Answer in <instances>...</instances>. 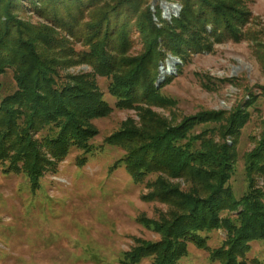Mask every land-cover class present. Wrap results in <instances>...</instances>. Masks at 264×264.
<instances>
[{
    "label": "trees",
    "instance_id": "1",
    "mask_svg": "<svg viewBox=\"0 0 264 264\" xmlns=\"http://www.w3.org/2000/svg\"><path fill=\"white\" fill-rule=\"evenodd\" d=\"M26 1L50 24L18 21L12 9L20 3L0 0V75L11 69L16 82V89L0 99V164L4 173H22L31 191L72 149L82 151L76 157V164L82 166L85 154L94 149L90 140L97 134L89 120L112 110L90 75L77 78L76 83L64 81L60 70L70 64L63 61L66 57L73 60L76 56L93 73L108 77V92L117 108L166 104L170 99L155 83L166 52L186 61L215 42L238 41L250 17L242 0H179L180 13L170 21L161 19L158 11L155 21L149 7L143 9L144 0ZM85 12L87 30L77 38L84 36L86 48L73 51L52 25L74 36ZM133 28L140 33L146 52L124 59ZM258 88L259 95H264V85ZM254 97L251 93L217 128L221 137L227 132L237 141ZM220 115L200 111L174 127L151 119L149 124L143 121L141 130L122 127L104 139V144L124 150L110 170L123 167L136 183L154 174L147 183L151 188L147 198L174 208L168 210L169 218L163 215L147 223L160 239L140 240V245L122 254V264L146 257L152 264H177L187 254L188 241L206 250L216 264H245L250 243L264 240V129L244 155L248 186L237 198L228 185L237 160L234 143L218 144L213 128L201 125L217 121ZM163 174L182 177L186 183H169ZM217 229H223L226 236L220 246L210 247L207 233Z\"/></svg>",
    "mask_w": 264,
    "mask_h": 264
},
{
    "label": "rangeland",
    "instance_id": "2",
    "mask_svg": "<svg viewBox=\"0 0 264 264\" xmlns=\"http://www.w3.org/2000/svg\"><path fill=\"white\" fill-rule=\"evenodd\" d=\"M15 1L20 3L12 9L18 21L50 24L26 0ZM106 2L110 0L103 3ZM241 6L250 17L240 40L227 38L215 42L209 50L192 53L186 61L166 52L159 62L155 82L160 93L170 99L166 104L142 103L138 109L117 108L108 92V77L93 73L91 66L76 56L73 60L71 56L63 60L70 63L60 70L64 81L76 83L77 78L90 75L112 110L108 115L89 120L97 134L90 140L94 149L85 154V163L76 164V157L82 151L72 149L42 176L36 191H31L22 173H4L0 164V264H122V254L140 245V240L160 239L161 235L147 223L158 221L163 215L169 218L168 210L174 208L161 200L147 198L151 190L147 183L155 175L136 183L123 167L110 170L124 150L104 144V139L122 127L141 130L144 122L149 124L156 118L162 119L166 127H174L184 117L200 111L222 113L217 121H204L201 125L213 128L218 144L234 143L237 160L228 185L237 198L246 191L244 155L255 146L264 129V95H259L258 88L264 85V0H242ZM148 7L155 21L157 11L161 19L170 21L179 15L182 4L179 0H144L143 9ZM86 13L81 26L74 29V36L52 25L59 36L69 41L73 51L86 48L84 36L77 38L87 30ZM131 38L124 59L139 58L146 52L137 30H132ZM167 76L170 79L166 80ZM15 89L13 72L7 69L0 75V99ZM251 93L256 95L255 102L248 107V119L237 141L227 132L221 137L217 128L225 124L228 115ZM163 176L172 184L186 183L182 177ZM225 236L223 229L213 230L207 233V244L218 247ZM250 245L245 264H264V240ZM187 247V254L177 264H216L206 250L193 242L188 241ZM133 264H152V259L142 258Z\"/></svg>",
    "mask_w": 264,
    "mask_h": 264
},
{
    "label": "bare ground",
    "instance_id": "3",
    "mask_svg": "<svg viewBox=\"0 0 264 264\" xmlns=\"http://www.w3.org/2000/svg\"><path fill=\"white\" fill-rule=\"evenodd\" d=\"M168 72V70H163V73H167Z\"/></svg>",
    "mask_w": 264,
    "mask_h": 264
},
{
    "label": "water",
    "instance_id": "4",
    "mask_svg": "<svg viewBox=\"0 0 264 264\" xmlns=\"http://www.w3.org/2000/svg\"><path fill=\"white\" fill-rule=\"evenodd\" d=\"M169 6H170V7H173V5H171V4H170ZM176 9H177V8H176ZM158 81H159V79H158Z\"/></svg>",
    "mask_w": 264,
    "mask_h": 264
}]
</instances>
